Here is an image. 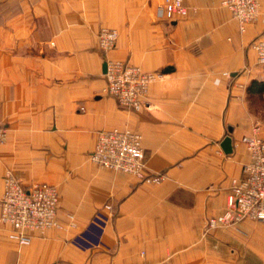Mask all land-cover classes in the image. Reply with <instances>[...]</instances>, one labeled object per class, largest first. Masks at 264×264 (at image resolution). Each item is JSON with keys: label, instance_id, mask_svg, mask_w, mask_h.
<instances>
[{"label": "crops", "instance_id": "crops-1", "mask_svg": "<svg viewBox=\"0 0 264 264\" xmlns=\"http://www.w3.org/2000/svg\"><path fill=\"white\" fill-rule=\"evenodd\" d=\"M160 1L0 0V201L7 169L56 185L63 225L21 245L0 220V264H264V224L205 230L227 209L250 159L241 140L259 124L248 87L264 81L252 47L264 0L244 32L222 0H185L190 13L176 21L157 17ZM102 27L119 31L107 55ZM107 57L163 75L151 108L103 91ZM114 127L142 135L146 172L162 182L91 160L98 131Z\"/></svg>", "mask_w": 264, "mask_h": 264}, {"label": "built area", "instance_id": "built-area-1", "mask_svg": "<svg viewBox=\"0 0 264 264\" xmlns=\"http://www.w3.org/2000/svg\"><path fill=\"white\" fill-rule=\"evenodd\" d=\"M239 30L255 22L261 11L262 0H222ZM190 8L185 0H161L156 8L159 19L178 20L187 17ZM119 38L116 28L102 27L98 32L99 48L107 55ZM258 64L264 68V31L253 41ZM104 92L114 97L120 105L135 111L152 107L149 97L150 86L163 75L147 72L140 66L125 60L107 57ZM8 129L0 125V149L7 141ZM250 153L249 161L243 166V177L231 180L228 206L225 212L207 219V232L234 226L245 219L264 224V136L261 126L255 125L249 135L241 140ZM91 160L102 168L113 172L130 174L140 182L160 183L165 174L146 172V161L142 146V135L130 128L99 130ZM4 192L0 201V220L11 228L10 238L21 245L32 242L34 232L52 228L62 229L58 220L60 193L56 185L47 182L26 183L22 176L7 169L3 176ZM112 209L111 204H106ZM70 225L75 226V215L68 214Z\"/></svg>", "mask_w": 264, "mask_h": 264}, {"label": "trees", "instance_id": "trees-1", "mask_svg": "<svg viewBox=\"0 0 264 264\" xmlns=\"http://www.w3.org/2000/svg\"><path fill=\"white\" fill-rule=\"evenodd\" d=\"M248 93L253 102V108H255L258 98H264V81L253 80L248 87Z\"/></svg>", "mask_w": 264, "mask_h": 264}, {"label": "rangeland", "instance_id": "rangeland-1", "mask_svg": "<svg viewBox=\"0 0 264 264\" xmlns=\"http://www.w3.org/2000/svg\"><path fill=\"white\" fill-rule=\"evenodd\" d=\"M255 109L259 116V125L261 126V134L264 136V98H258L256 105H255ZM36 182H39V181H36Z\"/></svg>", "mask_w": 264, "mask_h": 264}, {"label": "water", "instance_id": "water-1", "mask_svg": "<svg viewBox=\"0 0 264 264\" xmlns=\"http://www.w3.org/2000/svg\"><path fill=\"white\" fill-rule=\"evenodd\" d=\"M106 70H107V63L105 62L103 71L106 73ZM222 146L227 153L231 152L232 151V138L230 136L225 137V139L223 140Z\"/></svg>", "mask_w": 264, "mask_h": 264}]
</instances>
